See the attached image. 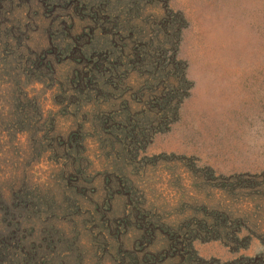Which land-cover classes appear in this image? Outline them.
<instances>
[{
	"label": "rangeland",
	"instance_id": "1",
	"mask_svg": "<svg viewBox=\"0 0 264 264\" xmlns=\"http://www.w3.org/2000/svg\"><path fill=\"white\" fill-rule=\"evenodd\" d=\"M0 264H264V0H0Z\"/></svg>",
	"mask_w": 264,
	"mask_h": 264
}]
</instances>
